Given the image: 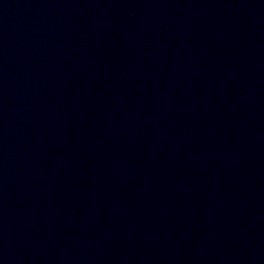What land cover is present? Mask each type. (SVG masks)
I'll return each mask as SVG.
<instances>
[{"label":"water","instance_id":"1","mask_svg":"<svg viewBox=\"0 0 264 264\" xmlns=\"http://www.w3.org/2000/svg\"><path fill=\"white\" fill-rule=\"evenodd\" d=\"M0 264H264V0H0Z\"/></svg>","mask_w":264,"mask_h":264}]
</instances>
